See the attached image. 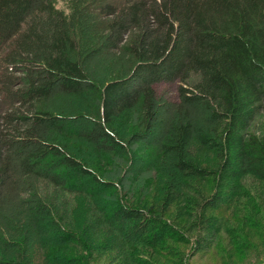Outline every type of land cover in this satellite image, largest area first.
<instances>
[{
    "label": "trees",
    "instance_id": "obj_1",
    "mask_svg": "<svg viewBox=\"0 0 264 264\" xmlns=\"http://www.w3.org/2000/svg\"><path fill=\"white\" fill-rule=\"evenodd\" d=\"M60 2L0 0V264H91L106 249L99 227L124 244L189 246L186 214L172 206L195 204L187 192L211 179L193 212L199 248L241 180L264 182V131L253 127L264 105V0ZM160 83H179L178 104L156 99ZM133 112L127 141L116 127ZM148 137L157 209L123 202V186L102 180L82 149L110 159ZM39 181L89 206L66 214Z\"/></svg>",
    "mask_w": 264,
    "mask_h": 264
},
{
    "label": "rangeland",
    "instance_id": "obj_2",
    "mask_svg": "<svg viewBox=\"0 0 264 264\" xmlns=\"http://www.w3.org/2000/svg\"><path fill=\"white\" fill-rule=\"evenodd\" d=\"M56 4L59 8L63 5L60 0H57ZM95 62L97 63V60ZM178 84L154 85L156 99L159 102L178 104ZM137 124V114L133 112L130 119H126L121 126L116 127V130L129 141L131 135L137 131ZM253 127L254 131H264V105ZM155 144L152 137L141 139L128 146V154L114 155L110 159L108 156L103 158L84 147L82 149L86 154L85 159L91 163L89 164L91 169L95 170L94 163L99 162L102 176L98 174L101 179L103 178L102 180L117 181L123 186L122 191L120 190L123 202L133 203L144 199L148 206L157 209L162 193L156 187L159 188L160 184H157L158 178L155 177L154 171L150 170L148 161L146 162ZM93 160L94 163H92ZM36 189L58 210L70 215L73 213V217L78 215V210L89 206V200L86 197L65 192L44 181L36 183ZM213 190L211 179L198 180L187 192V199H191L195 204H188L186 209V202L178 200L172 206V211L178 210L177 214L180 212L186 214L181 217L180 222H183L187 234L191 236L189 246L170 240L154 248L139 245L135 238H131L135 242L131 243L132 245L124 244L116 238L118 237L115 236L116 232L106 234V229L99 227L98 238L95 240L96 242L104 241L106 249L94 253L95 258L91 264H174L175 254H182L185 264H264V182L252 177L243 178L235 192L236 196L230 197L228 203L220 207L222 209L217 213L218 233L199 248L194 247L193 236L197 228L192 223L193 212L197 202L209 196ZM93 237L96 238L95 235ZM170 247H173V250L168 251ZM132 253H135L133 257ZM33 262L32 264H38L35 260Z\"/></svg>",
    "mask_w": 264,
    "mask_h": 264
}]
</instances>
